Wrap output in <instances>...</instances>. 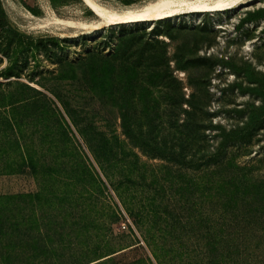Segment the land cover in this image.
Returning <instances> with one entry per match:
<instances>
[{
  "label": "rangeland",
  "instance_id": "374dc122",
  "mask_svg": "<svg viewBox=\"0 0 264 264\" xmlns=\"http://www.w3.org/2000/svg\"><path fill=\"white\" fill-rule=\"evenodd\" d=\"M94 1L120 11L155 0ZM97 16L84 0H0V124L23 122L18 143L0 139V196L12 198L0 210L23 257L264 264V0L92 30ZM188 113L212 125L210 152L213 126L253 121L234 156L254 167L256 189L206 166ZM17 147L40 163L43 187L7 168Z\"/></svg>",
  "mask_w": 264,
  "mask_h": 264
},
{
  "label": "trees",
  "instance_id": "16d2710c",
  "mask_svg": "<svg viewBox=\"0 0 264 264\" xmlns=\"http://www.w3.org/2000/svg\"><path fill=\"white\" fill-rule=\"evenodd\" d=\"M192 108V107H191ZM264 117V111L259 114L256 118H258L259 123L261 118ZM188 121L186 126L192 133H198L199 131V138L203 143L205 149V162L208 168H214L217 170V173L221 176L222 180H229L231 183L238 185L240 183H244L245 186L256 189L258 185L257 182L254 184L255 176H254V167H247L241 166L238 164L236 157L234 156L235 152H240L244 150V147L250 146L252 143L253 138L256 135V130L254 127L253 121L245 122L243 126H233L230 130H226L222 127H215V129L221 130L219 134V138L221 142L218 144L216 148H213V152H210V141L214 139V137L209 138V135L206 134V131L212 127V125H206L207 120L204 118H199L194 113H188ZM201 119V120H200ZM4 122V124H3ZM21 125H20V124ZM256 123V122H255ZM23 122L17 121L14 117H4L2 121V125L0 124V139L3 140H12V142L18 143L21 140V131ZM27 123L24 124V126ZM2 126H7L11 130V135L13 139H10L7 133L2 130ZM4 131V132H2ZM201 131V132H200ZM196 140V138H193ZM18 145V144H17ZM19 150V154L12 152L13 155L18 158V161L12 164H8L7 168L10 169L16 167L17 169H28V171L32 172V174L41 182V177L39 176V166L40 163L33 158L31 151L23 150L17 147ZM64 152H61L60 156H62ZM264 160H259V163L263 162ZM238 182V183H237ZM44 182H41L43 187ZM253 183V184H251ZM261 183L262 188L264 186V182ZM264 188V187H263ZM42 189V188H41ZM43 191V190H42ZM259 192H262L261 189H258ZM43 193L40 192L35 196H30L32 198H39ZM12 199L10 197H1L0 196V206L1 204L6 201ZM0 210V264H39L36 260L31 258L23 257V254L28 251L26 247V240L23 235L19 233L16 234V230L13 229L14 224H12V220L8 216V212L10 213L7 207H2ZM7 211V212H5ZM21 258L16 259L17 256ZM110 259V258H109ZM108 260V259H107ZM104 260L100 262V264H110ZM109 261V260H108ZM44 264H46L44 262ZM99 264V263H97Z\"/></svg>",
  "mask_w": 264,
  "mask_h": 264
},
{
  "label": "bare ground",
  "instance_id": "6f19581e",
  "mask_svg": "<svg viewBox=\"0 0 264 264\" xmlns=\"http://www.w3.org/2000/svg\"><path fill=\"white\" fill-rule=\"evenodd\" d=\"M84 1L98 13L97 21L92 23L93 30L116 24H132L168 19L177 15L195 12L225 10L233 8L238 4L240 6L248 4L251 0H155L143 6L128 7L120 11L103 7L94 0ZM56 22L64 24L70 29L88 26L69 20H58Z\"/></svg>",
  "mask_w": 264,
  "mask_h": 264
}]
</instances>
